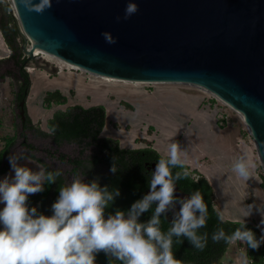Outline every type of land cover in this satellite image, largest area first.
<instances>
[{"label":"water","instance_id":"1","mask_svg":"<svg viewBox=\"0 0 264 264\" xmlns=\"http://www.w3.org/2000/svg\"><path fill=\"white\" fill-rule=\"evenodd\" d=\"M12 2L24 63L36 58L27 50L33 42L99 76L208 92L241 116L264 176V0H132L139 11L127 20L129 0H51L40 13ZM24 106L22 99L21 120Z\"/></svg>","mask_w":264,"mask_h":264},{"label":"clouds","instance_id":"2","mask_svg":"<svg viewBox=\"0 0 264 264\" xmlns=\"http://www.w3.org/2000/svg\"><path fill=\"white\" fill-rule=\"evenodd\" d=\"M29 11L43 12L51 7V0H39L32 6V0H21ZM139 11L138 6L129 0L123 19L127 20ZM117 21L121 18L118 16ZM108 44H115L116 39L109 32H103ZM55 126L49 129L52 135ZM187 153L177 142H171L167 154L156 163L151 174L149 192L137 200L125 212L117 210L114 215L105 218V209L120 195L119 189L101 187L97 180L84 182L74 176L71 183L61 186L59 196L52 204V215L37 214L36 208H29V195L42 192L45 181L54 183L62 172H46L41 168L32 171L19 166L23 157H9L14 177L0 180V264H95L96 255L104 252L115 258L120 264H183L174 258L173 243H181V237L203 250L207 246L208 234H198L208 221V206L199 190L189 198L177 199L176 182L188 178L191 173L185 168L183 157ZM92 167V165H91ZM182 171L173 174L174 168ZM255 165L241 156L232 164V170L247 180ZM110 171L117 172L113 163ZM195 180V182H197ZM156 204L151 218L139 222L141 214ZM179 203L171 227L161 230V215L173 209ZM264 217V208L249 204L244 208L243 217H249L253 209ZM260 223L264 225V218ZM214 243L224 240L227 243L240 242L254 250L264 244V229L257 239L254 232L245 227L242 219L230 235L223 228L217 229L211 237ZM240 264H248L245 252Z\"/></svg>","mask_w":264,"mask_h":264},{"label":"trees","instance_id":"3","mask_svg":"<svg viewBox=\"0 0 264 264\" xmlns=\"http://www.w3.org/2000/svg\"><path fill=\"white\" fill-rule=\"evenodd\" d=\"M0 34L6 47L10 53L6 58L0 59V79L9 76L15 81L14 98L16 105L22 99H25L30 87L28 73L24 70V60L19 49V35L14 25L13 19L6 13L4 7H0ZM11 63L10 67H7ZM66 98L57 89L46 91L42 104L48 108L51 104H63ZM24 119L21 120V128L30 129L35 134L42 138H49L53 144L50 149H43L48 156L56 155L60 162H65L70 166L69 172L72 176H81L84 182L97 180L101 187L107 186L109 190L119 189L120 195L115 198L109 207L105 209V217L114 215L117 210L125 212L129 211L131 205L143 198L146 191L149 189L151 178V170L149 165L157 163L161 156L150 146L143 148H124L121 147L118 141L111 137H102L99 135L105 119V110L101 105H93L82 107L74 104L68 106L65 110H56L51 117L46 120L48 131L41 130L38 126L32 123L24 106ZM55 126L54 134H49V129ZM21 145L30 152L28 155H20L17 157H28L40 163L46 172H55L40 159L36 158L31 152L36 148L33 144L27 141L25 135L20 132ZM13 140L5 142L0 149V174L4 173L10 163L1 162L3 156L8 154L9 148ZM62 144H74L77 147L75 156H67L58 151ZM15 158V157H14ZM117 168L116 173H112L110 168L112 164ZM92 165V167H91ZM187 168L191 175L186 179H181L176 182V185L182 191L192 195L199 190L208 206V221L205 228L199 229L198 234L207 233L208 242L203 250H198L185 237H181V243L177 242L174 237L173 254L174 258L179 259L183 264H219L223 254L226 251L228 243L221 240L214 243L211 239L212 233L219 228H223L226 234H231L237 227H240L239 221L223 220L214 208L213 194L211 187L204 177L197 174L196 171ZM182 171L177 167L173 169V174ZM262 186L264 187V177L262 176ZM195 182V180H197ZM65 186L64 177H57L54 183L43 185L42 192L29 195L28 206L38 203L37 214L51 216L52 204L59 196V189ZM155 209L153 204L150 209L141 214L139 222H147ZM161 219V230L167 231L172 222H169L163 215ZM245 227L254 232L257 239L261 236L259 230L245 223ZM248 256V264H264V244L256 250L246 246ZM95 264H120V261L115 258L106 256L104 252L96 255Z\"/></svg>","mask_w":264,"mask_h":264},{"label":"rangeland","instance_id":"4","mask_svg":"<svg viewBox=\"0 0 264 264\" xmlns=\"http://www.w3.org/2000/svg\"><path fill=\"white\" fill-rule=\"evenodd\" d=\"M20 44L21 40H19ZM9 53L6 49L0 52V59L6 58ZM40 57L43 59L35 58L31 62L24 63L23 68L28 73L30 80V87L27 93L28 98H26L28 99L26 112L32 123L41 130L48 131L46 120L56 110H65L74 102H95L101 104L106 113L107 123L102 132V137L110 135L117 137L118 140H116L120 143L121 147L143 148L151 146L149 136L153 133L155 124L158 122L156 119H160V117H164L166 113H169L170 117L175 118V120L177 118L184 120L187 115L182 102L191 101L195 103L197 110L207 107L211 111L216 112L218 122L220 121L219 115L228 116V124L236 126L239 135L244 138V141L254 147L252 141L249 142L246 139L245 125L241 116L231 108L220 105L210 93L197 87L175 83H145L140 85L122 80L104 81L96 75H91L69 66L67 67L57 62L50 55H42ZM54 65L60 67L59 71H52ZM10 66L11 63L7 67ZM0 72H3V69ZM15 86V81L9 76L0 79V149L4 146L5 142L10 139L13 140L8 154L2 157L1 162L9 163L10 156L17 157L30 154L20 143L21 138L19 134L22 131L27 141L36 148L31 153L50 168L61 171L65 185L70 184L74 177L69 172L70 166L65 162H60L56 158V155L51 157L43 151V149L53 147L50 139L42 138L30 129L22 130L21 118L14 98ZM56 89L65 96V103L51 104L46 108L42 104V97L46 91ZM58 151L71 157L76 155L77 147L74 144H62L58 148ZM39 166L42 168L40 164ZM258 171L262 173L261 166L258 167ZM262 176L263 173L261 174ZM78 177L84 181L83 177ZM225 205L229 208L232 215L242 219L244 210L241 207L238 205L233 206L229 200L226 201ZM37 206L38 204L36 203L30 208L34 207L37 209ZM262 229H264V225L258 229L260 235L262 234ZM234 244L236 249L233 252L240 259L243 253L246 252V245L240 242ZM232 248L231 246L228 252H231ZM223 259L231 261L229 255Z\"/></svg>","mask_w":264,"mask_h":264},{"label":"crops","instance_id":"5","mask_svg":"<svg viewBox=\"0 0 264 264\" xmlns=\"http://www.w3.org/2000/svg\"><path fill=\"white\" fill-rule=\"evenodd\" d=\"M5 49L9 51L0 34V52L5 51ZM26 98H28V95ZM26 98L25 107L28 100ZM74 104L81 105L82 107L101 105L87 101L74 102L70 105ZM182 105L187 115L184 120L179 118L175 120V118L170 117L169 113H166V116L160 117V119H156L158 122L155 124L153 133L149 136L150 147L161 156H166L169 144L177 142L180 148L187 153L183 157L184 165L204 177L211 187L214 208L220 218L230 221L240 220L239 222L243 219L245 223L260 229V226H262L260 221L264 217L255 208L249 217L242 216V219H239L232 215L229 208L225 205L226 201L229 200L233 206L238 205L243 210L249 204L264 208V187L261 185L262 173L258 171L260 163L257 153L254 152L255 148L245 141L240 142L238 140L240 135L236 126L231 124L221 125L217 121L216 112L213 110L211 111L207 107L197 110L195 103L191 101H184ZM106 123L107 118L105 113L104 125L99 133L100 136H102ZM105 137L118 140L117 137L112 135ZM124 148L126 147L124 146ZM241 156H246L255 165L251 169L250 178L247 180L241 178L232 170V164ZM39 164L28 157L18 160L19 166L28 167L34 172L41 169ZM13 177L14 171L11 165H9V168L4 173L0 174V180L4 178L11 179ZM3 206L0 203V209ZM2 228L3 226L0 225V229ZM231 246L233 247L231 252L236 249L234 243H228L219 264H240L239 260L241 257L239 259L236 253L228 252ZM227 255L230 256L231 261L223 259Z\"/></svg>","mask_w":264,"mask_h":264},{"label":"built area","instance_id":"6","mask_svg":"<svg viewBox=\"0 0 264 264\" xmlns=\"http://www.w3.org/2000/svg\"><path fill=\"white\" fill-rule=\"evenodd\" d=\"M0 7H4L5 10H6V13L9 14L12 18L15 17V11H14V6H13L12 0H0ZM23 57H24V55H23ZM212 97L220 105H222L224 107H228L226 104H224L222 101H220L219 99H217L213 95H212ZM219 118H220V121H219L220 124H228V116H226V115L223 116V114H221V115H219ZM245 136H246V139L249 142L252 141V143H253L252 137H251L248 129L246 128V126H245ZM238 140L240 142H243L244 141V138L240 135L238 137Z\"/></svg>","mask_w":264,"mask_h":264},{"label":"bare ground","instance_id":"7","mask_svg":"<svg viewBox=\"0 0 264 264\" xmlns=\"http://www.w3.org/2000/svg\"><path fill=\"white\" fill-rule=\"evenodd\" d=\"M28 45H30V47H27V50H29V52H30V54H32L33 56H35L36 58H42V57H40V56H42V55H47L48 56V54H45V53H42V52H40L39 50H38V48L33 44V42L32 43H28ZM55 58V57H54ZM43 59V58H42ZM56 59V61L57 62H59V63H62V64H64V65H66L67 67L69 66V67H71V68H74V69H77V70H80V71H82V72H87V73H89V74H91V75H96V74H94V73H92V72H88V71H86V70H84V69H81V68H79V67H76V66H74V65H71V64H68V63H66V62H64V61H61V60H59V59H57V58H55ZM58 66V65H57ZM60 68V67H59ZM96 76H98V77H100L102 80H104V81H115V80H121V79H116V78H107V77H103V76H99V75H96ZM122 81H125V82H128V83H131V84H145V83H148V84H158V83H160V84H162V83H167V82H135V81H129V80H122Z\"/></svg>","mask_w":264,"mask_h":264},{"label":"flooded vegetation","instance_id":"8","mask_svg":"<svg viewBox=\"0 0 264 264\" xmlns=\"http://www.w3.org/2000/svg\"><path fill=\"white\" fill-rule=\"evenodd\" d=\"M151 170V169H150ZM152 170H151V174H152ZM150 188L146 191V194H148ZM175 196L177 197V199H185V198H189L191 195L185 191H182L181 189L178 188V186L176 185L175 188ZM155 207L156 204L154 203ZM180 209V204L177 203L173 209L169 210L167 213L162 214L169 222H172L175 216V213H178Z\"/></svg>","mask_w":264,"mask_h":264}]
</instances>
